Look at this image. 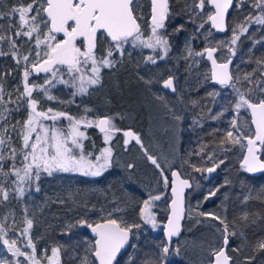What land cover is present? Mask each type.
<instances>
[{
	"label": "snow or ice",
	"instance_id": "6c2138e0",
	"mask_svg": "<svg viewBox=\"0 0 264 264\" xmlns=\"http://www.w3.org/2000/svg\"><path fill=\"white\" fill-rule=\"evenodd\" d=\"M206 5H211L214 11H208L205 19ZM250 6L258 10L259 14L255 11L250 12L232 29L228 47L231 55L226 62L218 63L214 57L218 48L206 46L203 51H194L191 41L198 38V34H201L200 30L209 22L217 32L227 31L226 17L230 8L243 7V0L239 4H234V0H199L198 3L193 0V3L186 8V15L187 23L196 27L193 29V35L185 41L184 48L187 55L182 58L187 60L207 54V59L212 64L211 81L222 88L234 90L233 107L237 114L241 110L250 114L251 125L255 126L254 133H251L250 129L244 132L243 127L233 119L232 128L244 134L234 136L233 131H228L226 139L229 143L246 148L247 154L244 156L241 168L248 173H255L264 172V161L256 155L258 151L264 150V57L257 60L260 66V79L256 81L257 88H248L246 91L236 88L233 81L235 79L240 82V77H234L229 68L232 57L236 55L235 46L241 36L248 33L249 26L253 22L264 26V0H252ZM196 9L200 11L196 12ZM170 16L169 0H151V33L144 39L141 24L138 22L140 17L136 15V0H29L27 3L21 2L8 8L7 11L0 12V20L9 18L6 29L0 25V29L7 33V35L0 34V43L7 42L10 49L8 52L0 51V56H10L22 72L23 90L21 91L19 87L15 88V99H12L13 92L6 90L0 77V174L5 178H15L11 183L14 185L17 199L25 196L26 191L32 187L33 181L38 182L41 179L42 173L48 176L61 172L77 173L84 177H101L112 167L113 150L111 147H104L94 160L89 159L88 157L93 154L84 152L83 141L88 137L84 131H81V127L97 128L103 134L105 144L110 143L114 131H120L113 124V117L105 116L93 121L83 117L76 119L65 112H54L51 108L47 111L41 110L38 107L40 101L34 93H43L48 100H54L56 97L50 94V88L61 84L72 89L73 97L89 95L90 88L95 89L103 85L105 69L112 71L117 68L121 61L116 59V54L119 53L123 58L124 53L128 51L126 45L129 44L133 49L148 48L156 53L155 56H147L145 64L156 65L158 60H165L172 50L170 38L165 35L166 22ZM198 18L202 21L199 24H197ZM184 30L185 24H179L175 28L178 40ZM207 35L210 36L211 32ZM22 38H26L27 52L21 51L22 45L18 43ZM205 38L207 39V36ZM101 43L106 47L102 53H98ZM41 73L45 74L44 84L37 85L30 80L31 76L39 77ZM243 80L252 83V74H245ZM174 81L175 77L170 75L163 81V87L176 93ZM146 83L150 84L151 81ZM209 95L214 96L218 93H209ZM195 103L193 101L194 106ZM21 109L26 110V118L11 123L13 112H19ZM85 111L91 109L86 108ZM60 118L69 121L67 132L56 126L55 122ZM210 118L215 120L218 117L212 115ZM176 119L179 120L180 117L177 116ZM47 120L53 121L52 126L43 123ZM9 124H11L10 128ZM12 134L18 139V146ZM123 135L125 150L130 141L134 140L147 160L159 170L165 187H171L173 197L171 214L167 224L163 226L167 242L158 245L159 252L155 253L152 259L145 261V264H169L168 258L172 255V238L180 235L181 221L185 219V189L191 188L192 184L189 179L182 178L179 171H172L169 179L159 157L147 150L138 134L128 130L124 131ZM244 140L246 145L242 143ZM5 148L8 149L7 154L4 153ZM208 159L211 160L212 156ZM9 161L11 163L7 164L8 170L5 171V162ZM224 162L220 159L213 161L209 167H198L189 160L184 161L193 171L209 174L215 172ZM17 163L21 166L18 167ZM134 167L135 165L131 163L127 165L129 170ZM225 183L227 184V181ZM35 191H40L38 183L35 185ZM218 191L219 188L210 192L204 199L208 200ZM0 194L5 201L9 200V190L0 187ZM258 198L264 202V195ZM160 199V195L150 194L149 199L144 200L139 207V220L145 225H151L153 229H156L157 222L150 209L153 202ZM244 199L247 201L249 197ZM59 203L63 204L64 201L61 200ZM112 203L116 204L115 199ZM118 211L121 209L116 207L102 214L98 220L90 221L85 216L65 226L63 234L68 236L72 235L71 230L77 226L91 231L92 239L86 241L85 254L83 257H78L79 264H120L118 257H123L127 247L137 248L132 242L133 229H140L141 224L135 221L128 223L123 217L114 218L113 213ZM196 215L217 221V224L211 227L216 228L222 244L214 247L210 253L215 258V264H232L233 258L227 254V246L230 238L237 235V225L234 222L230 224L226 218L215 213L197 212ZM187 218L194 219L190 212ZM238 219L241 221L240 235L243 236L242 228L247 227L248 223H255V220L249 221L247 213ZM23 223L25 226L16 234L20 237L19 240L9 238L8 233L12 228L0 223V243L12 257L11 260H0V264H44V261H47V264H61L60 255L63 246L52 247L50 256L46 253L41 256L31 236L33 219L25 217ZM195 223L199 225L203 221L196 219ZM232 250L241 252L242 248L238 246ZM257 252H264V238L257 239L252 245V253ZM175 254H180L178 247L175 249ZM20 257H23V260L19 259ZM255 259L254 254L248 255L243 264H253ZM127 264H135V261L129 257Z\"/></svg>",
	"mask_w": 264,
	"mask_h": 264
},
{
	"label": "trees",
	"instance_id": "16d2710c",
	"mask_svg": "<svg viewBox=\"0 0 264 264\" xmlns=\"http://www.w3.org/2000/svg\"><path fill=\"white\" fill-rule=\"evenodd\" d=\"M21 2L27 3L29 0H0V12L7 11L8 8L16 6ZM196 2L198 3L199 0H196ZM240 2L241 0H234V4H239ZM192 3L193 0H169L171 16L166 22L167 29L165 35L170 38L172 45V50L167 56V65L171 67V74H174L175 83L181 91L179 96V157L178 162L172 165V167L176 168L181 173V176L188 178L191 173L196 174L197 172L193 171L191 167L185 164V160H189L192 164H195L198 167H209L212 165L213 161H218L220 159L225 161L220 168L216 169L213 176L219 174L224 175L223 179L224 181H227L226 188H229L231 192L241 191L249 197L247 200L248 203L245 206V211L243 209V203L238 200L233 201L229 198L219 210H216L214 207H209L206 210L218 214L222 218L228 220L230 212L236 209L239 212L243 211L241 215L247 213L250 217V221L255 220V223L248 224L249 228L252 229L251 232H255V239L250 240L248 244L241 247V252L245 257L254 254L256 259L253 261V264H256L257 259L259 264H264V252L252 253V245L254 244V241L264 236V202H261L258 198L259 196L264 195V191H262L264 190V172L257 176L247 175L238 164L242 152L241 146L239 144L229 143L226 139V133L232 128L231 121L234 119L232 116L233 101L235 100L234 90L232 88H222L221 86H215L209 83L207 64L202 57H200L196 63H191L189 60H184L182 58L180 50L181 43L183 40L189 39L193 35V29L196 27V25L187 23L188 18L186 15V8ZM246 3L247 0H243V7L230 8L226 20L227 31L223 35L220 36L213 34L208 28V24H205L204 29L200 30L201 34H198V38L191 41L193 49L196 51H202V48L205 46H214L215 48H218L216 52L217 60H223L229 57L231 54L228 52V49L225 50L222 44L217 43V40L222 37H227L230 43L233 29L232 21L233 19L236 20V12L245 7L246 10H244V13H247V9L250 8L246 6ZM251 3L252 0L250 4ZM188 10L191 11V9ZM195 11L199 12L200 10L196 9ZM208 11H210V9L206 5L205 19ZM253 11H255L256 14H259L258 10L253 9ZM8 22L9 18L6 17L4 20H0V25H3V28L6 29L8 27ZM200 22L202 21L198 18L197 24ZM179 24H185V30L180 34L178 40L175 28ZM208 32H211L210 36L207 35ZM0 34L7 35L2 29H0ZM206 36L207 39L205 38ZM25 41L26 38H22L18 40V43L22 45L21 51L27 52V43ZM235 47L236 55L232 57L231 72L234 77H240V82H237L234 79L233 83L236 88L241 89L245 83L243 80L244 75L251 73L252 83H250L249 88H253V85L260 76V66L257 64V60L264 57V26L253 22L249 26L248 33L241 36L240 41L237 42ZM9 50L7 42L0 43V51L8 52ZM0 77L3 79L6 90L13 92L12 99H15V88L19 87L22 91L20 85L22 81V72L17 68L15 62L10 56H0ZM209 93H218V95L213 96L209 95ZM39 99H41L40 95ZM69 101L72 102L69 103ZM193 101L196 102L195 106L193 105ZM60 107L61 108L59 109L62 112L68 110L67 112L69 114L71 113L70 115H73L78 119V115L82 108L81 97L78 95L73 97L70 93L66 105ZM111 108L114 109L113 106H111ZM209 109H211V112H209ZM25 114V109H21L19 112H13L11 123H14V120L19 119V117L24 119ZM86 115L90 116L89 114ZM212 115H215L218 118L213 120L210 118ZM58 121L59 120L55 123L59 124ZM119 121L122 124V120ZM46 124L52 126L53 122ZM121 124L118 125L123 127V124ZM91 131L92 134H88V138L83 141L85 154L89 152L93 154V149H96V144L93 142L95 140L96 130L92 128ZM237 132L239 135L244 134L240 131ZM12 135L14 140L15 135ZM209 156H212L211 160L208 159ZM259 156L264 160V150L259 151ZM88 158L90 159L92 156ZM9 163L11 162H5V171L8 170L7 164ZM116 164V160H113V167ZM19 165L20 164L17 163V166ZM139 166L141 167L142 164ZM133 170L134 169L129 170L126 167H121L119 165L117 172L120 173L119 179H122V181L119 180L118 183L120 184L121 181L122 187L116 185L118 191L116 189L114 197H117V194L121 190H125L129 193L130 195L127 198V202L135 200L133 209L129 211L128 208H125V210L118 211V213H120V216L124 219L128 217L130 223L134 221L140 223L137 221L139 220L137 215H135L137 204L145 198L143 189L149 186V184L134 179L132 177L134 174ZM45 175L46 174L42 173L41 179L38 181L41 199H39L37 205L32 208L29 207L30 209H28L24 199H26L29 190L35 188L36 182L32 183V187L26 191V194L22 199H17L14 192V185L11 183V180L15 178H5L0 174V187H3L10 192V197L7 201H5L3 195L0 194V223L6 224L12 228V232L17 233L25 226L23 223L25 217L33 219L34 227L31 231V236L33 239L36 238V240L33 241L37 248L38 246L45 244L50 247L62 245L63 247L61 248L60 255L61 264H79L78 257L84 256V249L87 246L86 241L91 240V238L87 235L85 228L79 226L72 229L75 233L71 236L65 235L63 234L65 226L68 223H74L75 220L85 216L90 221L98 220L99 216L96 217L94 216V213L86 212L88 208L85 207L86 202L84 200L76 203V205L70 204L65 191L67 189V182H70L71 180L65 175H52L49 177ZM108 180L109 178L106 179L105 177L104 181H106V183L104 184V195H93L89 199L102 197L104 204L110 208V211L116 208V206L110 201L111 196L109 194H111V188ZM114 183L117 184V182ZM131 183H134V186H131ZM205 193L203 192V194ZM186 194L185 201H187ZM61 200L64 201L63 204L59 203ZM213 200L215 199L205 201L207 202L205 206L212 204ZM4 208L14 210V213L17 214L15 218L19 219L17 224L10 225L7 224V220L1 219V213ZM221 210L223 211V214L221 213ZM114 218L117 217L114 216ZM136 230L139 232L136 233ZM133 234L132 242L137 245V248L132 249L131 247H127L123 257H118L120 264H127L129 257L135 261V264H145L146 260L152 259L154 254L159 252L158 245L164 243L160 234L151 233L150 231L145 230L142 225L140 229H133ZM19 239L20 237H18V240ZM258 253H262L263 255H258ZM259 256H261L260 259Z\"/></svg>",
	"mask_w": 264,
	"mask_h": 264
},
{
	"label": "rangeland",
	"instance_id": "374dc122",
	"mask_svg": "<svg viewBox=\"0 0 264 264\" xmlns=\"http://www.w3.org/2000/svg\"><path fill=\"white\" fill-rule=\"evenodd\" d=\"M250 2L251 0H247L246 6H248L250 9H247L248 11L246 14L244 13L246 7L236 12V20L233 19L232 28H234L238 23L242 22L244 17L253 11V8L251 9ZM136 15L140 17L138 22L141 24L142 32L144 33L143 38L146 39L151 33V13L148 0H136ZM186 40L188 39L183 40L180 46L182 56L187 55L184 48ZM217 41V43L223 45L225 50H227L230 46L229 39L227 37L219 38ZM105 47L106 45L101 43L98 47V53H102ZM126 48L128 51L124 53L123 58H121L119 53L116 54V59L121 61L117 68L112 71L107 69L104 70L103 85L101 87L95 89L90 88L89 95H78L81 97L82 102V108L80 114L78 115V119L83 117L85 119L95 121L99 116L113 117V124L117 129L120 130L113 132L112 140L109 144H105L103 134L96 131L94 138L95 140L93 141L96 144V149H93V155L90 159L94 160L95 156L100 155L102 148L111 147L113 150L112 161L116 160L117 164L114 167L112 165V167L104 172L101 177H84L77 173L61 172L53 173V175H65L69 180H71L70 182H67V189L65 191L70 204L76 205V203L84 200L86 202L85 207L88 208L86 212H92L94 213V216H99L100 218L101 215L106 214L110 208L104 204L102 197L97 199L89 198L93 195H104V184L107 181H104L105 177L106 179L109 178L108 183L111 188V194H109L111 196L110 201L112 202L115 199V206L119 207L121 210L128 208L130 211L133 209L135 200H132V202H127V198L130 195L129 193H127L125 190H121L117 194V197H114V192L116 191L117 186L122 187V179H119L120 173L117 172L119 165L126 168L129 163L135 165L133 170L134 174L132 177L149 184V186L143 189L145 198L137 204V211L135 215H137L138 219L139 207L142 206L143 201L149 199L150 194L161 196L160 200L153 202L150 209L152 214L156 217V229H153L151 225L143 224V222L140 220L137 221L140 222L145 230H148L151 233L160 234L162 224L167 213V187H165L163 183V177L160 176L159 170H157L147 160L143 152L140 150V146L137 145L135 141H130L129 145L127 146V150H125V145L122 144V131L126 128H130L136 134H138L147 150L153 155L159 157L160 163L165 166V173L167 175L169 169L172 168V165L178 162L179 157L178 130L180 120H177L176 117H180L179 96L181 91L176 83V93H170L167 89H162L160 86L165 79L172 75L171 67L167 65V58L165 60H158L156 65L150 63L145 64L146 57L149 55L155 56L156 53H153V51L148 48L133 49L131 44L126 45ZM194 51L196 50L194 49ZM199 58L200 57L197 56L187 60H189L191 63H196ZM193 60L195 62H193ZM44 75V73H41L39 77L33 75L30 77V80L37 85L44 84ZM259 79L260 76L257 81ZM146 81H151V83H146ZM20 85L22 87L21 89L23 90L22 82ZM249 86L250 83L245 81L241 91H246ZM257 87L258 84L255 82L253 88ZM71 92L72 89L61 84H56L55 87L50 88V94L56 97V99L48 100L46 97H44L43 93L38 92L34 93V96H36V98L40 101L38 106L39 109L47 111L49 108H51L54 112H62L59 108H61L60 106L66 105L68 96ZM38 94L41 96V99H39ZM111 106H113L114 109H112ZM86 108L91 109V111L86 112ZM67 111L68 110L63 112L69 114ZM86 114H89L90 116H87ZM71 116L74 117L73 115ZM232 116L237 120L238 125L243 127L244 132H248L249 129L251 131L248 115L245 110H241V112L237 114L233 107ZM25 118L26 114L24 115V119ZM16 120H23V118L19 117V119H15L14 123ZM58 120L59 124L57 123L56 126L67 132L69 121L64 118H60ZM119 120H122L123 127L118 125L121 124ZM52 122L53 121L51 120H47L43 123L50 124ZM10 127L11 126L9 124V128ZM92 128L81 127V131H84L87 136L88 134H92ZM228 131H233L234 136H239L237 130H234L233 128L229 129ZM14 142L18 146L19 141L16 136L14 138ZM7 152L8 149L5 148L4 153L7 154ZM141 164L142 166L140 167L139 165ZM20 166L21 165L18 167ZM213 174L207 179H205V172H197L196 174L191 173V175L188 177L191 181L192 187L186 194L187 201H185V219L182 222V232L180 236L174 242H172V255L168 258L169 264H209L212 257L210 255L212 249L221 244L219 233L215 227H211V225H216L217 221H212L206 217L197 216V212L212 213L206 210L209 207H214L216 210H219V208L223 206L224 202L228 198L233 201L238 200L243 203V209L245 211V206L248 201H245L244 198L247 196L241 191L231 192L229 188H226L227 184L223 179L224 175L219 174L217 176H213ZM45 176L49 177L47 174ZM119 180H121L120 184L118 183ZM114 182H117V184ZM37 183L38 182H36V184ZM131 186H134V183H131ZM217 188H219V191L216 192V195L208 199L215 200H213L212 204L205 206L207 203L205 201L207 200H205L204 197L210 192L215 191ZM203 192L206 193L203 194ZM39 199H41L40 191L36 192L35 188H32L26 195L24 202L28 209H30L29 207L32 208L37 205ZM101 210H103V212ZM189 212L194 217V219L187 218ZM242 212H239L236 209L232 210L228 217L230 224L234 222L237 225V235L230 238V243L227 246V254L233 258L232 264H243L245 260V255H243L242 252H235L232 249L238 246L244 247L250 240L255 239V232H251L252 229L249 228V225L242 228L244 235H240L241 221L238 218L244 215H241ZM221 213L223 214L222 210ZM113 215L117 218L121 217L120 213L118 212H114ZM15 216H17V214L14 213L13 209L4 208L2 210L1 219L7 220V224H17L19 219L15 218ZM196 219L202 220L203 223L197 225L195 223ZM125 220L130 223V219L128 220V217ZM71 232L72 234L75 233L73 230H71ZM138 232L139 231L136 230V233ZM16 234L17 233L10 231L8 233V237L18 239ZM261 238H264V236ZM33 240L35 241L36 238ZM255 242L256 240L254 243ZM177 247L180 249L179 255L175 254V249ZM51 249L52 246L50 247L47 244L40 245L37 248L41 256L45 255V253L50 256ZM258 255L263 254L258 253ZM260 257L261 256H259V259ZM11 259L12 257L7 252V249L3 247L2 243H0V260ZM19 259L23 260V257H20ZM44 264H47V261H44ZM256 264H259L258 259Z\"/></svg>",
	"mask_w": 264,
	"mask_h": 264
},
{
	"label": "water",
	"instance_id": "95a60500",
	"mask_svg": "<svg viewBox=\"0 0 264 264\" xmlns=\"http://www.w3.org/2000/svg\"><path fill=\"white\" fill-rule=\"evenodd\" d=\"M148 2H149V8H150V13H151V0H148ZM208 6V8L210 9V11H214V9H212L211 8V5H207ZM226 20H227V17H226ZM208 24V28L212 31V33L213 34H215V35H223L225 32H217L214 28H212L211 27V23L209 22V23H207ZM206 47V46H205ZM207 47H213V48H215L214 46H207ZM203 49H204V47L202 48V51H203ZM217 52V51H216ZM216 52L214 53V57L216 58ZM203 60L206 62V64H207V68H208V78H209V83L210 84H212V85H215V86H220V85H218V84H214L212 81H211V79H210V75H211V70H212V64H211V61H209L208 59H207V54H205L203 57ZM228 58V57H227ZM227 58H225V59H223V60H217V62L219 63V62H226V60H227ZM217 59V58H216ZM229 68H230V71H231V64L229 65ZM161 88L162 89H165L164 87H163V82L161 83ZM170 93H172V91L170 90V89H167ZM247 112V111H246ZM247 115H248V119H249V125H250V128H251V133H254V131H255V126L254 125H251V117H250V114L247 112ZM105 116H99L97 119H101V118H104ZM94 129L97 131V132H99V130L97 129V128H95L94 127ZM128 130H131L132 132H134L132 129H130V128H126V129H124L123 131H122V144L124 145V139H125V137H124V135H123V132L124 131H128ZM135 133V132H134ZM132 141H134V140H132ZM243 143L246 145V140H244L243 141ZM247 153H246V148H242V152H241V156H240V158H239V161H238V164H239V166H241V164L243 163V159H244V156L246 155ZM257 157L258 158H260V156H259V151L257 152ZM262 161H264L262 158H260ZM172 171H178L176 168H174V167H172V168H170L169 169V171H168V173H167V176H168V178L169 179H171V172ZM244 171V170H243ZM247 175H249V176H257V175H260L261 173H263V172H255V173H248V172H246V171H244ZM213 173H211V174H209V173H207V172H205V176L206 177H208V178H210L211 177V175H212ZM182 178H184V179H188V178H186V177H183L182 176ZM190 181V180H189ZM191 183V182H190ZM190 188H188V189H185V194H186V192L189 190ZM167 194H168V200H167V203H166V207H167V213H166V216H165V219H164V221H163V224H162V228H161V231H160V235H161V237H162V239H163V241H164V243H166L167 241L165 240V237H164V231H163V226L165 225V224H167V222H168V217H169V215L171 214V201H172V199H173V197H172V192H171V187L169 186V187H167ZM184 205H185V200H184ZM184 220V219H183ZM183 220L181 221V224H182V222H183ZM85 231H86V233H87V235L92 239V234H91V231L89 230V229H87V228H85ZM182 232V231H181ZM181 234V233H180ZM180 236V235H179ZM179 236H177V237H173L172 238V242H174ZM221 244H222V240H221ZM211 264H215V258L214 257H211Z\"/></svg>",
	"mask_w": 264,
	"mask_h": 264
},
{
	"label": "flooded vegetation",
	"instance_id": "af4514ba",
	"mask_svg": "<svg viewBox=\"0 0 264 264\" xmlns=\"http://www.w3.org/2000/svg\"><path fill=\"white\" fill-rule=\"evenodd\" d=\"M187 192H188V191H187ZM187 192H186V193H187Z\"/></svg>",
	"mask_w": 264,
	"mask_h": 264
}]
</instances>
